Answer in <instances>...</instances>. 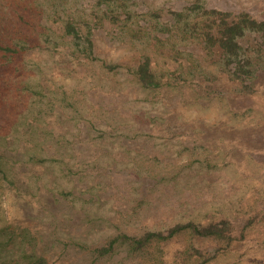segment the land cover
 <instances>
[{"label": "rangeland", "instance_id": "1", "mask_svg": "<svg viewBox=\"0 0 264 264\" xmlns=\"http://www.w3.org/2000/svg\"><path fill=\"white\" fill-rule=\"evenodd\" d=\"M0 264H264V0H0Z\"/></svg>", "mask_w": 264, "mask_h": 264}]
</instances>
